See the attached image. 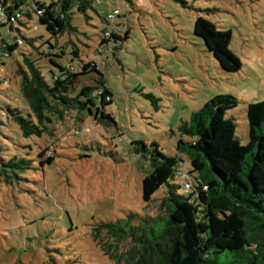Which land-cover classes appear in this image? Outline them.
<instances>
[{"label": "rangeland", "instance_id": "rangeland-1", "mask_svg": "<svg viewBox=\"0 0 264 264\" xmlns=\"http://www.w3.org/2000/svg\"><path fill=\"white\" fill-rule=\"evenodd\" d=\"M188 1L193 8L171 0H91L86 13L75 11L71 19L75 31L50 43L64 47L65 53L77 48L81 57L72 65L75 71H82L91 60L97 64L112 93L106 109L114 123L67 114L55 122L52 137L23 138L5 106L23 101L17 72L28 71V62L46 82L49 59L66 62L45 55L48 48L43 42L48 36L36 17H18L12 30L0 26V41L9 45L15 38H33V45L22 40L11 57L1 54L5 45L0 44V169L11 156L31 163L19 178L0 176V264L132 260L128 243L94 237L93 232L100 223L130 214H166L160 208L165 187L155 193L154 202L142 200V180L152 170L151 155L137 153L132 143L141 142L148 149L155 143L164 154L177 155V142L188 141L180 127L217 95L236 98L237 107L227 117L234 119L240 144L248 142L247 106L264 100V0ZM204 9L214 12L208 15ZM115 10L118 16L105 25L107 15ZM198 16L232 32L230 49L242 63L240 71L223 72L193 35ZM112 28L121 38L128 32V38L117 42L115 51L111 44L113 53L107 57L99 56L96 50L103 30ZM80 79V86H93L101 77L92 72ZM48 157L52 164L40 166ZM180 157L185 160L183 154ZM182 182L176 179L180 186ZM213 261L224 264L225 259Z\"/></svg>", "mask_w": 264, "mask_h": 264}, {"label": "trees", "instance_id": "trees-1", "mask_svg": "<svg viewBox=\"0 0 264 264\" xmlns=\"http://www.w3.org/2000/svg\"><path fill=\"white\" fill-rule=\"evenodd\" d=\"M171 1L183 8H193L188 0ZM89 8L91 0H50L49 3L0 0L1 27L12 30L18 17L28 20L36 17L48 36L43 42L48 48L45 55L66 62L64 65L49 59L47 82L28 59L29 70L17 72L23 101L18 106L6 105L5 111L25 139L52 137L55 122L67 114L114 123L106 109L112 104V93L97 64L91 60L82 71H75L72 65L81 57L77 48L65 53L64 47L57 48L50 43L66 32L75 31L71 26L72 15L75 11L84 14ZM203 12L210 15L214 10ZM109 15L105 25L111 24ZM112 30H103L108 35L99 42L96 50L99 56L107 57L113 53L111 44L115 51L116 43L128 38V32L121 38ZM193 35L213 54L223 72L241 70V61L230 49V30H220L211 19L198 16ZM30 39L33 38L23 36L22 40L32 44ZM22 40L15 38L11 45L1 40L0 44L5 45L1 54L11 57ZM52 51L57 52L52 54ZM66 55L71 58H65ZM92 72L101 79L93 86H80V78ZM145 96L153 98L149 94ZM237 104L236 98L230 95H217L206 102L192 114L189 123L180 127L188 141L177 142L175 156L164 154L155 143L150 149L141 142L132 143L137 153L151 155L152 170L142 180V200L147 204L154 202L155 193L165 187L160 208L166 214L142 217L130 214L100 223L93 228L94 237L128 243L127 253L132 260L125 258L126 264H218L213 260L220 256L225 259L224 264H264V100L247 106L249 131L245 145L235 136L234 119L227 117ZM52 162V157H48L39 165ZM30 166L28 159L11 156L2 163L0 176L13 180ZM177 178L183 181L184 193L176 183ZM137 218V223H133Z\"/></svg>", "mask_w": 264, "mask_h": 264}, {"label": "built area", "instance_id": "built-area-1", "mask_svg": "<svg viewBox=\"0 0 264 264\" xmlns=\"http://www.w3.org/2000/svg\"><path fill=\"white\" fill-rule=\"evenodd\" d=\"M117 13H118L117 10L113 11V12L108 16L109 19H112ZM104 35L107 36V35H108V32H106V34H104Z\"/></svg>", "mask_w": 264, "mask_h": 264}]
</instances>
